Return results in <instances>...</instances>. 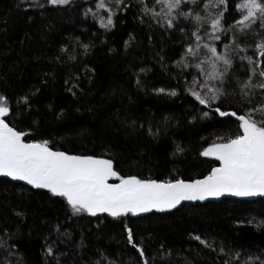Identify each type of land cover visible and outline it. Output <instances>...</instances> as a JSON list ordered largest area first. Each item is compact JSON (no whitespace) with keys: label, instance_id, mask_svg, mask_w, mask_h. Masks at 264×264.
<instances>
[{"label":"trees","instance_id":"16d2710c","mask_svg":"<svg viewBox=\"0 0 264 264\" xmlns=\"http://www.w3.org/2000/svg\"><path fill=\"white\" fill-rule=\"evenodd\" d=\"M87 6L85 1L75 0L67 8L40 9L21 0H0V93L19 96L38 87L40 91L32 97L31 116L38 121L43 138L52 140L59 150L113 156L124 175L193 179L207 174L218 162L199 153L213 141L219 142L218 137L235 133L236 125L212 116L193 120L189 101L167 94L177 84L175 72L169 69L181 52L179 34L141 23L143 17L135 10L105 31L98 20H85ZM234 15H239L238 10ZM76 37L90 44L89 54L82 55L83 49L76 46L75 52L81 53L76 62L62 56L66 62L56 63L53 58L62 55L61 45L71 49ZM255 42L256 37L249 34L241 45L246 52L241 55H254ZM138 77L143 85L139 88ZM65 80L79 87L69 91ZM159 88L166 91L159 93ZM132 120L137 121L136 130L126 126ZM140 124L145 128L151 124L154 130L158 127L159 138L140 130ZM177 145L184 151L172 155ZM68 217L69 210L60 198L0 177V233L7 230L14 234L15 239L8 241L15 245L8 256L13 264H45V237L57 223H65L75 237L67 248L64 244L59 247L74 254L81 264L97 247L125 252L120 257L124 261L130 256L139 258L125 247V221L107 218L98 227L96 218ZM253 218L255 222L264 220V200L222 198L194 211L141 214L126 222L138 240L143 238L149 255L156 253L157 264H216V254L189 234L208 233L259 256L264 252V230L249 223ZM81 238L86 247L75 248ZM161 244L172 250L171 258L161 260ZM3 262L0 254V264Z\"/></svg>","mask_w":264,"mask_h":264},{"label":"snow or ice","instance_id":"6c2138e0","mask_svg":"<svg viewBox=\"0 0 264 264\" xmlns=\"http://www.w3.org/2000/svg\"><path fill=\"white\" fill-rule=\"evenodd\" d=\"M74 2L21 0L29 7L40 9L46 6L67 8ZM85 3L88 5L83 13L85 20L89 17L98 20L99 27L105 31L112 30L116 20L135 10L137 16L143 17L141 23L179 34L181 52L169 69L170 73L175 72L177 84L167 94L187 99L193 120L218 117L226 123H234L236 132H229L218 137L219 142L203 147L199 155L218 164L198 178L153 179L124 175L113 156L72 154L69 150L55 148L52 140L43 138L38 121L31 116L32 97L40 91L38 87L19 96L0 93V177L23 182L31 189L45 190L51 197L60 198L69 210V220L93 217L98 227L107 218L125 221V247L134 250L139 258L130 256L124 261L120 257L126 255L125 252L111 253L97 247L87 254L88 259L82 264H157L156 253L149 255L143 238L137 239L127 218L149 213L175 214L185 209L194 211L206 201L225 197L264 198V0L239 3L235 0H85ZM237 10L238 16L234 15ZM249 34L256 37L254 55H241L246 52L241 45ZM74 40L71 49L61 45L62 55L53 58L56 63L66 62L62 56L76 62L81 55L75 52L76 46L83 49L82 55L89 54V43H82L78 37ZM75 79L78 81L79 76ZM65 84L70 85L69 91L79 87L70 80H65ZM136 84L138 88L143 86L139 77ZM116 116L120 119L119 112ZM126 126L136 130L137 121L132 120ZM139 129L153 139L161 134L160 129L154 130L151 124L147 128L140 124ZM183 151L177 145L172 155ZM249 223H255L257 230H264V220L255 222L253 218ZM189 235L216 254V264H264V252L255 256L208 233ZM0 236L6 237L0 239L3 264H13L8 256L12 255L15 245L8 241L15 239L14 234L5 230ZM74 239V233L66 230L65 223L52 225L45 237V264H69V261L81 264L74 254L59 247L64 244L67 248ZM74 247L85 248L83 238ZM158 252L161 260L174 255L164 244L159 246Z\"/></svg>","mask_w":264,"mask_h":264},{"label":"water","instance_id":"95a60500","mask_svg":"<svg viewBox=\"0 0 264 264\" xmlns=\"http://www.w3.org/2000/svg\"><path fill=\"white\" fill-rule=\"evenodd\" d=\"M225 198H231V199H237V200H256V199H258V198H260V197H254V198L225 197ZM221 199H222V198H221ZM217 201H219V200L206 201V202H204V204H205V203H209V202H217Z\"/></svg>","mask_w":264,"mask_h":264},{"label":"rangeland","instance_id":"374dc122","mask_svg":"<svg viewBox=\"0 0 264 264\" xmlns=\"http://www.w3.org/2000/svg\"><path fill=\"white\" fill-rule=\"evenodd\" d=\"M81 1H85V0H81ZM110 2H112V0H110ZM105 18H106V13H105Z\"/></svg>","mask_w":264,"mask_h":264},{"label":"flooded vegetation","instance_id":"af4514ba","mask_svg":"<svg viewBox=\"0 0 264 264\" xmlns=\"http://www.w3.org/2000/svg\"><path fill=\"white\" fill-rule=\"evenodd\" d=\"M258 199H262V200H264V198H261V197H260V198H258Z\"/></svg>","mask_w":264,"mask_h":264}]
</instances>
